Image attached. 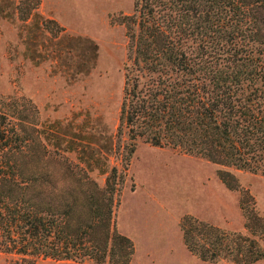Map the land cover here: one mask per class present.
<instances>
[{
	"label": "trees",
	"instance_id": "obj_1",
	"mask_svg": "<svg viewBox=\"0 0 264 264\" xmlns=\"http://www.w3.org/2000/svg\"><path fill=\"white\" fill-rule=\"evenodd\" d=\"M13 1L35 51L38 37L50 34L61 65L70 55L74 73L95 66L97 44L66 37L57 20L40 13L42 0ZM7 6L0 12L12 17ZM118 22L128 38L118 126L129 141L123 168L110 160L114 135L105 143L94 132L77 137L64 148L77 153L71 159L52 142L54 132L43 130L33 101L0 96V252L23 264L48 258L131 264L135 244L117 230L115 212L140 142L218 164L230 189L240 188L233 169L264 175V0H134ZM241 208L245 231L185 217L188 250L235 264L263 259L264 214L249 192Z\"/></svg>",
	"mask_w": 264,
	"mask_h": 264
},
{
	"label": "rangeland",
	"instance_id": "obj_2",
	"mask_svg": "<svg viewBox=\"0 0 264 264\" xmlns=\"http://www.w3.org/2000/svg\"><path fill=\"white\" fill-rule=\"evenodd\" d=\"M4 5L12 17L0 12V96L33 101L43 130L54 132L52 142H59L71 159L76 160L77 153L64 148L72 141L94 132L97 140L105 143L106 137L114 135L110 160L123 168L129 141L119 136L118 126L128 38L118 20L133 11L134 0H42L40 13L57 20L66 37L89 38L97 44L95 66L89 71L84 66L75 67L78 73H74L75 61L70 55L64 65L54 57L58 39L50 34L38 37L35 51L29 31L20 29L14 1L0 0V6ZM81 44L86 45L84 41ZM78 50L83 51L81 47ZM83 59L85 53L80 61ZM219 168L180 149L143 142L136 145L115 212L117 230L135 244L131 264H235L225 259L203 260L193 254L181 230L183 219L194 216L229 231H245L241 208L244 192L254 197L258 211L264 214V175L233 169L240 188L230 189L221 180ZM93 174L104 183L105 175ZM0 264L23 261L18 255L0 252ZM34 264L99 263L48 258ZM254 264H264V258Z\"/></svg>",
	"mask_w": 264,
	"mask_h": 264
}]
</instances>
